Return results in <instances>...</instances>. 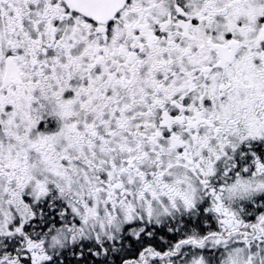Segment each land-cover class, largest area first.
Wrapping results in <instances>:
<instances>
[{
    "label": "snow or ice",
    "instance_id": "1",
    "mask_svg": "<svg viewBox=\"0 0 264 264\" xmlns=\"http://www.w3.org/2000/svg\"><path fill=\"white\" fill-rule=\"evenodd\" d=\"M0 264H264V0H0Z\"/></svg>",
    "mask_w": 264,
    "mask_h": 264
}]
</instances>
